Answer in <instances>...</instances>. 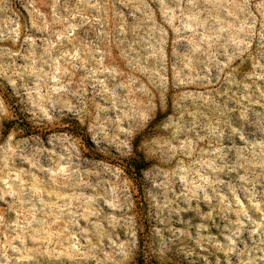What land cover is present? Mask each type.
I'll return each mask as SVG.
<instances>
[{"label": "rangeland", "instance_id": "374dc122", "mask_svg": "<svg viewBox=\"0 0 264 264\" xmlns=\"http://www.w3.org/2000/svg\"><path fill=\"white\" fill-rule=\"evenodd\" d=\"M0 264H264V0H0Z\"/></svg>", "mask_w": 264, "mask_h": 264}]
</instances>
